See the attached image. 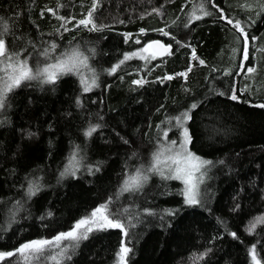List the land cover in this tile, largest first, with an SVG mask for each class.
Instances as JSON below:
<instances>
[{
	"label": "trees",
	"instance_id": "1",
	"mask_svg": "<svg viewBox=\"0 0 264 264\" xmlns=\"http://www.w3.org/2000/svg\"><path fill=\"white\" fill-rule=\"evenodd\" d=\"M92 2L0 0L7 50L22 51L34 72L74 50L87 57L55 83L22 82L0 109V251L51 240L107 205L123 230H93L66 256L52 248L30 264H119L122 245L131 249L127 264H253V246L264 264V222L248 231L264 217V108L258 107L264 104V0H204L212 14L201 19H190L200 0H98L92 20L100 30L90 31L77 23ZM222 16L241 21L248 33L247 61L240 33ZM155 39L171 45V55L141 53L149 59L135 56L109 74ZM189 67L187 78L179 75ZM248 67L256 71L249 74ZM92 71L98 86L85 92L81 76ZM233 90L237 100L230 99ZM187 110L188 148L211 161L193 205L181 180L147 171L162 145L180 143L182 129L168 121ZM73 155L75 174L62 177ZM137 169L148 180L138 191L122 192ZM30 185L38 188L35 195H28ZM0 264L25 261L17 255Z\"/></svg>",
	"mask_w": 264,
	"mask_h": 264
},
{
	"label": "snow or ice",
	"instance_id": "2",
	"mask_svg": "<svg viewBox=\"0 0 264 264\" xmlns=\"http://www.w3.org/2000/svg\"><path fill=\"white\" fill-rule=\"evenodd\" d=\"M98 0H93L92 7L89 10L87 17L78 21L77 26L83 25L89 30H100L97 28V25L92 20V13L95 11ZM245 7H250L245 5ZM261 10L264 11V4L261 5ZM52 11V10H49ZM154 12L159 14V9H154ZM223 12V10H220ZM197 12H200L201 15H197ZM55 14V13H53ZM209 11L206 10L204 6V0H200L198 4H194L193 10L190 16V19H201L203 16L211 15ZM223 19L227 21L228 24L232 25L235 29L238 30L240 36L238 39H243L244 48L242 51V59L247 61L249 58L248 53V33L245 31V28L242 26L241 21L236 20L235 23L232 19H229L227 16H222ZM61 20H65L64 17H59ZM70 21H65L68 23ZM64 26V25H62ZM68 29L65 27V31ZM8 31V26L6 22H3L0 18V109L5 107V101L7 99L8 93L12 92L15 88H18L22 82L30 80H41L42 83H55L59 75L65 73H70L77 71L80 67L86 65L87 57H82L77 51H73L71 55L65 54L62 57H57L55 63L47 64L43 68L37 67L34 72L32 67L29 66L27 59H20V53H10L6 47V41L3 38L4 34ZM144 30L142 29L141 32ZM164 36H169L170 34L163 29H159ZM174 39V37H173ZM253 40H256V37H252ZM137 43L139 41L137 40ZM179 43V42H178ZM51 50L55 51L57 45L53 43ZM159 49L161 55H171V45H164L160 41H153L139 52L126 54L124 59L121 60L117 65L113 66L108 70L109 74H114L119 67L127 60L139 56L140 59L147 60L148 56L142 55L141 53H147L150 49ZM48 52L45 51L43 55L48 56ZM152 59L156 58V53H152ZM192 58L198 59L195 55V50L193 49ZM200 64H203L204 61L200 60ZM191 71V67L188 68L187 72L180 73L179 75L187 78L188 72ZM256 71L254 67H248L247 72L252 74ZM230 74V73H229ZM172 76H167L165 79H172ZM81 83L84 85V91H90L93 87L97 85V74L95 71L91 72L90 78L86 79L84 76H81ZM134 84L140 85L144 83L142 79L134 80ZM223 95V93H220ZM230 99L237 100L238 97L233 90ZM198 105L192 104L191 109H195ZM258 107L264 108V104L258 105ZM191 119L190 110L182 112L180 115L169 119L168 123L172 124L175 122V126L182 129L183 139L179 145V148L176 147L177 142L172 140L167 147L161 146V148L155 152L152 156V162L150 167L147 169L148 172H156L164 179H178L181 180L185 189L183 195L186 198V203L193 205L200 203L199 200V185L203 182V172H201V167L206 164H210L211 161H203L197 157L194 153L189 151L188 145L191 143V136L188 132L187 127H185L188 120ZM99 125L90 126L85 131V136L90 137L93 132ZM164 137L167 138V132L163 133ZM222 163V162H221ZM79 162L75 160V155L70 159L69 166L66 167L65 171L61 173V176L68 174H75V170L78 167ZM168 169V174L165 175L163 168ZM199 173V175H197ZM148 175L140 169L136 170L135 175L129 176L121 188V191H138L143 187V184L148 180ZM38 188L34 185H30L28 188V195H35ZM107 210V205H102L101 207L95 209L91 216L79 220L71 230L67 232H61L56 235L53 239H40L34 240L20 245L14 251L3 252L0 251V262L4 261L7 258L19 255L24 259L25 264H30L32 259L39 260L42 257V254L45 251H48L52 248H60L59 255L66 256L69 247H77L81 240H86L88 234L93 230H104L107 228H120L124 229V225L120 223L119 219H112L109 215L105 214ZM264 222V217H258L252 222L248 228L249 233L251 234L257 223ZM124 235L127 236V232H124ZM233 237L236 236L235 233H231ZM63 241H69V244L61 247ZM131 252V249L125 245H122L117 253L119 257V264H127V255ZM206 255V253L204 254ZM251 256L253 264H259L257 260V253L255 246L251 249ZM54 261L57 259L55 256L49 257ZM70 259V256L67 257ZM202 258V257H201Z\"/></svg>",
	"mask_w": 264,
	"mask_h": 264
},
{
	"label": "rangeland",
	"instance_id": "3",
	"mask_svg": "<svg viewBox=\"0 0 264 264\" xmlns=\"http://www.w3.org/2000/svg\"><path fill=\"white\" fill-rule=\"evenodd\" d=\"M150 43V42H149ZM148 43V44H149ZM22 49H24V48H22ZM25 50V49H24ZM22 52V51H21ZM21 52H18V53H21ZM149 52L151 53L152 51H151V49L149 50ZM12 53V52H11ZM182 139H183V136L181 137V140H180V143H181V141H182ZM180 143H178V144H176V147L177 148H179V145H180ZM168 145V144H167ZM167 145H165V147H167ZM190 151V150H189ZM164 168H166V167H164ZM206 168H207V164L206 165H203L202 167H201V172H203L204 173V171L206 170ZM167 169V168H166ZM197 175H199V173H197ZM106 214V213H105ZM90 234V233H89ZM88 234V235H89Z\"/></svg>",
	"mask_w": 264,
	"mask_h": 264
},
{
	"label": "water",
	"instance_id": "4",
	"mask_svg": "<svg viewBox=\"0 0 264 264\" xmlns=\"http://www.w3.org/2000/svg\"><path fill=\"white\" fill-rule=\"evenodd\" d=\"M153 41H160L162 44H164V45H168V44H165L163 41H161V40H157V39H155V40H153ZM153 41H151V42H153ZM150 42V43H151ZM171 50H172V46H171ZM151 51L153 52V53H156V55H158V56H164V55H161L160 54V50L159 49H156V48H154V49H151Z\"/></svg>",
	"mask_w": 264,
	"mask_h": 264
},
{
	"label": "bare ground",
	"instance_id": "5",
	"mask_svg": "<svg viewBox=\"0 0 264 264\" xmlns=\"http://www.w3.org/2000/svg\"><path fill=\"white\" fill-rule=\"evenodd\" d=\"M157 40H159V39H157Z\"/></svg>",
	"mask_w": 264,
	"mask_h": 264
}]
</instances>
